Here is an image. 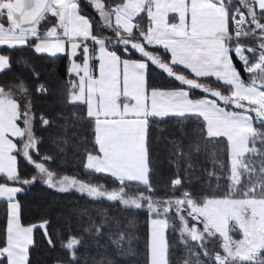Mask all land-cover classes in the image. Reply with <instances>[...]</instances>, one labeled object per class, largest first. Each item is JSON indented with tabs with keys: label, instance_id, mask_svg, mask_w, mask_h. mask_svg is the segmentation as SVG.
<instances>
[{
	"label": "snow or ice",
	"instance_id": "1",
	"mask_svg": "<svg viewBox=\"0 0 264 264\" xmlns=\"http://www.w3.org/2000/svg\"><path fill=\"white\" fill-rule=\"evenodd\" d=\"M91 4L99 20L81 14L79 0H0V76L17 68L31 73L0 84V202L6 206L0 264H32L37 229L50 248H59L55 264H87L83 233L101 237L110 229L108 218L90 222L83 233H50L47 219L26 224L22 194L37 182L146 211V264H175L176 234L188 254L183 264H264V0ZM25 49L68 60L62 102L83 108L92 133L84 167L110 177L115 187L59 174L54 157L41 153L38 132L56 122L36 101L52 95V85L27 59H13ZM153 65L178 84L157 86ZM170 119L181 129L190 122L194 136L187 144L171 141V194L161 197L150 130ZM207 144L219 148L212 157L227 182L222 192L187 186L193 160ZM108 241L119 255H135L124 231L109 230ZM92 264L114 261L100 254Z\"/></svg>",
	"mask_w": 264,
	"mask_h": 264
},
{
	"label": "trees",
	"instance_id": "2",
	"mask_svg": "<svg viewBox=\"0 0 264 264\" xmlns=\"http://www.w3.org/2000/svg\"><path fill=\"white\" fill-rule=\"evenodd\" d=\"M81 14L99 20V15L91 4V0H79ZM162 51V50H161ZM138 55V54H137ZM25 58L32 67L41 75L42 82L47 81L52 85V95L44 98H37L36 107L38 111H43L55 120V126L48 129H40L38 135L42 138L41 153L54 157V171L62 175L74 176L89 183H101L111 189L115 187L112 179L103 174H91L85 167L86 150L92 147V133L89 122L81 118L83 108H77L71 104L62 102L63 91L68 60L64 57L59 59L42 57L31 50H17L13 53V59ZM17 75H24L30 78V72H21L17 68L16 72L9 73L6 77L0 76V84L7 85L15 80ZM243 75V73H242ZM151 77L157 86L163 88L175 87L178 82L167 77L162 70L151 66ZM247 79V77H245ZM214 81V78H209ZM33 88L35 82L32 81ZM212 86H216L213 82ZM197 95H206L194 90ZM194 126L189 122L182 129L178 127V122L169 120L159 128L150 130L151 158L152 165L156 172L153 183L158 191L157 195L164 197L170 195L166 189L173 178L175 166L170 163L171 150L174 139H183L187 144L193 138ZM259 146V145H258ZM222 147V146H221ZM219 151L213 144H207L197 158H194V170L190 176V184L187 185L196 193L222 192L226 186V180L219 169L213 163L212 153ZM34 170L28 166V174ZM215 171L216 175H212ZM217 176L220 178L217 179ZM130 191H138L132 189ZM22 219L27 223H38L42 219H47L50 233L57 230L66 231L71 228L74 233H83V229L90 222L101 223L105 218L111 222L110 229L104 230L101 237L91 236L83 233L85 244L81 249L82 258L87 264H92V258L97 260L100 254L110 257L114 264H146V244L150 234V219L146 211L127 209L118 203L107 200H93L87 195H81L72 190L69 192H59L47 187L43 183L37 182L28 191L22 194ZM6 206L0 202V229L5 223ZM122 230L128 237L126 247H131L135 255H119L115 248L108 241V231L115 232ZM173 235L169 233V242L173 243ZM36 244L31 250L30 259L32 264H55L60 250L50 248L45 242L40 230L37 229ZM107 244V247H97ZM199 251V249H196ZM187 252L179 242L178 234L175 237V244L170 249V259L175 264H183L187 257Z\"/></svg>",
	"mask_w": 264,
	"mask_h": 264
}]
</instances>
